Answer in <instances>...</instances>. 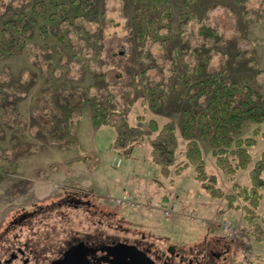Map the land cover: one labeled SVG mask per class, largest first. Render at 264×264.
<instances>
[{"label":"rangeland","instance_id":"rangeland-1","mask_svg":"<svg viewBox=\"0 0 264 264\" xmlns=\"http://www.w3.org/2000/svg\"><path fill=\"white\" fill-rule=\"evenodd\" d=\"M43 1L46 0H0V29L15 13H29L34 4ZM95 1L97 14L86 15L84 23L75 27L78 31L85 25L90 31L81 38L79 51L72 47L73 41L59 51L56 39L36 38L31 46L16 55L0 57V85L4 83L8 90L14 88L18 95L10 103V96L7 102L0 103V167L6 171L16 168L0 180V234L14 217L38 211L35 219L42 222H35L34 231L53 241L71 231L123 238L127 236L122 229H131L130 220L149 224L148 220L152 219V223L165 226L166 219L158 214L161 210L154 209V204L177 202L180 212L170 219L173 222L170 230L186 232V246L196 245L204 238L228 237L232 252L227 264H264V237L258 241L244 230L247 224L243 211H230L225 200L210 197L194 179L193 169L177 175L176 168H172L169 177L162 175L150 160L148 145L127 152L115 150L114 130L93 126L92 106L85 97L86 103L76 108V113L82 114L77 150L50 144L31 111L37 107L34 99L46 80L45 61L48 76L55 80L56 86L66 85V93L71 89L89 92L91 89L95 93L96 87H101L115 93L120 103H131L133 122L138 115H143L145 120H156L160 126L171 120L180 123L188 103L178 97L177 79L186 75L194 82L195 70L209 57L212 69L221 71L231 82L250 84L264 96V0H197L190 11L197 15L200 25L221 38L223 45L207 42L200 46L201 42L195 38L200 25H196L194 34L171 38L164 52L159 45L149 48L135 42L133 0ZM173 4L176 19L181 13L182 1L175 0ZM34 46L39 47L38 52L33 50ZM250 52L257 68L252 67ZM159 82L168 83L169 93L166 102L153 109L145 103L144 88L146 84ZM123 95L126 100H122ZM8 104L16 106L28 120L26 139L39 146V152L13 154L12 134L20 123L10 126L3 121L9 111ZM38 111L36 117L43 116L42 122L47 124L50 119L43 115L45 111L43 114ZM242 131L235 138L257 136L258 144L250 152L254 161H258L264 150V123L246 122ZM201 146L209 173L217 175L219 187L226 195L232 193L235 183L250 186L249 170L233 178L226 177L215 164L209 142L203 140ZM183 162L180 157L179 165ZM125 192L141 201L143 207L138 211L120 209L117 201ZM68 194L85 197L90 207L58 206ZM188 211H192L193 220L185 216ZM226 222L232 226L228 231ZM132 231H136L134 226ZM143 231L138 230L150 235L144 228ZM173 236L175 245H184L181 238L178 241ZM154 237L149 240L162 248L166 245L160 236Z\"/></svg>","mask_w":264,"mask_h":264},{"label":"trees","instance_id":"trees-1","mask_svg":"<svg viewBox=\"0 0 264 264\" xmlns=\"http://www.w3.org/2000/svg\"><path fill=\"white\" fill-rule=\"evenodd\" d=\"M174 1L133 0L136 43L149 48L159 45L164 52L171 38L195 33L194 27L201 23L197 15L190 10L197 0H180L182 9L176 19ZM96 4L95 0H46L34 4L29 13H15L0 29V57L16 55L31 46L36 38L56 39L59 51H63L62 46L66 48L65 46L73 41L72 47L79 51L81 38L90 34V31H87L85 25L78 31L75 27L84 23L86 15L97 14ZM195 38L201 42L200 46L207 42L223 45L221 38L203 24L198 28ZM93 43L92 37L91 44ZM33 50L38 52L39 47L34 46ZM249 60L252 67L257 68L252 52ZM205 62L195 70L194 82L187 79L186 75L177 79L178 88L175 89L178 90V97L188 103V107L182 112L180 123L171 120L160 126L156 120H145L143 115H138L133 122L130 117L132 104L127 101L120 103L115 93L107 88L96 87L95 93H91V89L90 92L71 89L70 93H66V85L56 86L55 80L48 76L46 61L43 66L46 80L34 99L37 107H32L31 111L38 119L41 131L45 133L50 144L61 149L77 150L82 114L76 113V108L88 101L92 106L93 126H105L114 130L115 150L127 152L132 148L148 145L152 164L166 177L170 176L172 168H176L177 175L193 169L194 179L209 196L225 200L230 211H243V219L247 224L244 230L250 232L258 241H263L264 150L260 159L254 161L250 150L257 146V136L235 138V135L240 136L243 133L246 122L264 123V96L250 84L231 82L221 71L212 69L209 66L211 57ZM204 74L209 76L205 78ZM167 84L162 82L146 84L144 88L147 95L146 105L149 104L154 109L164 104L169 93ZM262 89L264 90V85ZM13 90L14 88L8 90L4 83L1 84L0 103L7 102V96H10L9 103L16 100L18 95ZM122 97V100H126V95ZM63 108L68 113H65ZM7 109L9 111L3 121L10 126H17V123H20L12 134L13 154L27 155L39 152L40 147L28 143L26 139L28 120L23 118L16 106L8 104ZM38 110L42 114L45 111L43 115L49 117L50 121L47 124L42 122L43 116L36 117V114L40 113ZM203 140L211 145L215 164L226 177L233 178L239 172L249 170L250 186L235 183L232 193L226 195L219 187L217 175L208 171L201 146ZM180 157L184 160L181 165ZM15 169L6 171L0 167V180Z\"/></svg>","mask_w":264,"mask_h":264},{"label":"flooded vegetation","instance_id":"flooded-vegetation-1","mask_svg":"<svg viewBox=\"0 0 264 264\" xmlns=\"http://www.w3.org/2000/svg\"><path fill=\"white\" fill-rule=\"evenodd\" d=\"M84 198L68 194L58 206L88 209L90 203ZM37 214L38 211L24 213L7 224L0 234V264H227L232 252L228 237L204 238L201 243L186 246V232L181 234V227L177 226L181 233L171 232L173 222L167 217H164L166 225L162 227L152 223V219L148 220L149 224L128 219L132 224L129 228L134 226L136 231L122 229L127 236L123 238L71 231L53 241L34 231L37 229L35 222H42L35 219ZM141 226L150 235L138 232L139 229L144 232ZM154 236H160L166 245L162 248L150 241L149 238ZM172 236L178 241L181 238L184 245H175Z\"/></svg>","mask_w":264,"mask_h":264},{"label":"built area","instance_id":"built-area-1","mask_svg":"<svg viewBox=\"0 0 264 264\" xmlns=\"http://www.w3.org/2000/svg\"><path fill=\"white\" fill-rule=\"evenodd\" d=\"M117 206L123 210L138 211L139 209H141V207H143V204L136 197H134L131 193L125 192L118 199ZM154 206H155L154 209L160 208L163 215L167 218H172L175 214L180 212V205L177 202H170V203H165V204L158 203ZM185 216H188L187 218L192 219V220L194 218L192 217V211H188V213H186ZM224 226H225L226 231L232 228L230 222H226Z\"/></svg>","mask_w":264,"mask_h":264},{"label":"crops","instance_id":"crops-1","mask_svg":"<svg viewBox=\"0 0 264 264\" xmlns=\"http://www.w3.org/2000/svg\"><path fill=\"white\" fill-rule=\"evenodd\" d=\"M165 203H169L168 201H165L163 204H165ZM155 205V204H154ZM155 210H153V212H154ZM155 213V212H154ZM153 214V213H152ZM159 215H161V216H163V213L162 212H160V214ZM164 217V216H163ZM174 217V216H173ZM172 217V218H173ZM189 220V219H188ZM189 221H191V220H189ZM191 223H193V221H191Z\"/></svg>","mask_w":264,"mask_h":264}]
</instances>
